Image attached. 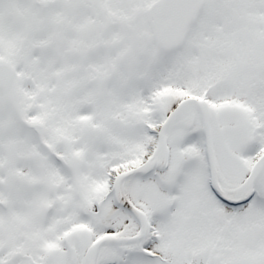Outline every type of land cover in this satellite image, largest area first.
Segmentation results:
<instances>
[{
  "label": "snow or ice",
  "instance_id": "6c2138e0",
  "mask_svg": "<svg viewBox=\"0 0 264 264\" xmlns=\"http://www.w3.org/2000/svg\"><path fill=\"white\" fill-rule=\"evenodd\" d=\"M0 264H264V0H0Z\"/></svg>",
  "mask_w": 264,
  "mask_h": 264
}]
</instances>
